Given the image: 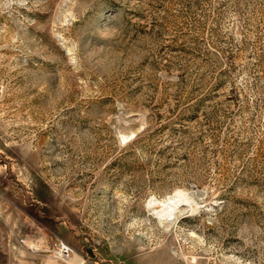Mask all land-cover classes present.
I'll return each instance as SVG.
<instances>
[{"label":"rangeland","instance_id":"1","mask_svg":"<svg viewBox=\"0 0 264 264\" xmlns=\"http://www.w3.org/2000/svg\"><path fill=\"white\" fill-rule=\"evenodd\" d=\"M58 241L264 264V0H0V264Z\"/></svg>","mask_w":264,"mask_h":264},{"label":"built area","instance_id":"2","mask_svg":"<svg viewBox=\"0 0 264 264\" xmlns=\"http://www.w3.org/2000/svg\"><path fill=\"white\" fill-rule=\"evenodd\" d=\"M49 254L48 264H70L74 251L68 243L58 241L54 243Z\"/></svg>","mask_w":264,"mask_h":264},{"label":"bare ground","instance_id":"3","mask_svg":"<svg viewBox=\"0 0 264 264\" xmlns=\"http://www.w3.org/2000/svg\"><path fill=\"white\" fill-rule=\"evenodd\" d=\"M180 196H181V192H176L171 196H169V198L166 201V204L163 206V208H161L157 212L160 215V217L166 218L170 214L175 213V211L180 208V199H179ZM49 259H50V254H49Z\"/></svg>","mask_w":264,"mask_h":264}]
</instances>
